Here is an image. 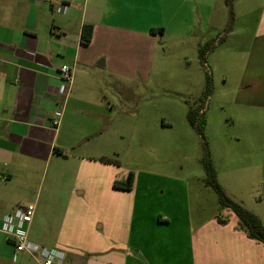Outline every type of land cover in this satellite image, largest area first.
Returning a JSON list of instances; mask_svg holds the SVG:
<instances>
[{
    "label": "crops",
    "instance_id": "obj_1",
    "mask_svg": "<svg viewBox=\"0 0 264 264\" xmlns=\"http://www.w3.org/2000/svg\"><path fill=\"white\" fill-rule=\"evenodd\" d=\"M217 3L0 0V264H41L27 250L16 252L1 229L4 214L28 203L63 214L57 224L29 226L32 248L65 251L53 264H197L196 252H207L209 244L220 252L217 264H264V242L239 230L234 212L222 209L225 225L215 216L197 226L190 209L185 218L178 206L149 216L138 207L136 174L132 189L115 188V165L101 160L110 158L106 133L115 123L108 77L113 81L118 75L128 84L146 78L162 38H204ZM56 5L65 11L57 12ZM85 23L94 25L89 44L81 40ZM174 24L178 28L170 30ZM159 28L163 31H153ZM63 65L74 71L67 95L59 91ZM240 77L239 101L264 104V15ZM60 109L61 121L54 126ZM49 167V188L43 192ZM68 176L69 189L56 187Z\"/></svg>",
    "mask_w": 264,
    "mask_h": 264
},
{
    "label": "rangeland",
    "instance_id": "obj_2",
    "mask_svg": "<svg viewBox=\"0 0 264 264\" xmlns=\"http://www.w3.org/2000/svg\"><path fill=\"white\" fill-rule=\"evenodd\" d=\"M179 5L189 9L188 3ZM215 10L204 38L188 34L162 38L146 78L128 84L118 75L113 81L108 77L109 88H114V94L110 89L108 95L114 103L115 123L106 133L107 150L115 165V181L126 179L130 171L136 174L138 207L149 216L178 206L185 218L190 209L197 226L219 212L225 217L219 211L218 194L205 183L203 159L208 157L220 184L264 225V104L242 103L238 91L247 53L264 15V0H218ZM174 28L178 25L170 26ZM200 99L205 100L203 135L187 119L189 105ZM50 173L49 167L43 189L38 190L49 188ZM70 177L56 187L69 189ZM36 210L31 224H57L63 215L46 213L37 205ZM237 228L242 230L239 223ZM206 248L207 252H196L197 264H217V246ZM181 253L180 259L185 249Z\"/></svg>",
    "mask_w": 264,
    "mask_h": 264
},
{
    "label": "trees",
    "instance_id": "obj_3",
    "mask_svg": "<svg viewBox=\"0 0 264 264\" xmlns=\"http://www.w3.org/2000/svg\"><path fill=\"white\" fill-rule=\"evenodd\" d=\"M93 28L94 25L92 23H85L82 28L81 40L84 44H89L91 42L93 36ZM163 31L162 28L153 29V31ZM202 54V53H201ZM203 62L205 60L203 59ZM208 89L211 88V79H208ZM205 100L200 99V102L189 105L187 112V119L192 127L197 129V131L203 135V109H204ZM207 144V143H206ZM55 151L61 153L60 149H56ZM101 160L106 162H111L110 158H101ZM118 163V161H115ZM206 178L205 183L207 186L212 187L215 192L218 194L220 209L222 211L224 208L231 209L239 218V227L246 232V234L253 239H257L261 242H264V225L261 219L258 217L256 213L248 209L243 202L235 200L226 189L220 184L218 181L217 170L212 163V161L205 157L203 159ZM135 180L134 171H130L126 177V179L117 180L114 182V187L124 190H130L133 188ZM217 218L220 223L225 224L228 222V218L224 217L222 213L219 212Z\"/></svg>",
    "mask_w": 264,
    "mask_h": 264
},
{
    "label": "built area",
    "instance_id": "obj_4",
    "mask_svg": "<svg viewBox=\"0 0 264 264\" xmlns=\"http://www.w3.org/2000/svg\"><path fill=\"white\" fill-rule=\"evenodd\" d=\"M66 7L64 5H56L55 10L57 12H64ZM74 71L69 65H63L60 68V76L62 84L59 91L63 95H67L70 86L73 82ZM62 110H58L54 113L52 123L54 126L59 125L62 118ZM36 210L35 203L18 204L14 210L10 213H6L2 216V231L7 235L16 246V252L23 250L29 251L34 257H39L41 264H53L58 259H63L65 251L53 247V246H37L32 248V241L29 236V226L33 220ZM34 245V244H33ZM17 253L14 255L16 259Z\"/></svg>",
    "mask_w": 264,
    "mask_h": 264
}]
</instances>
